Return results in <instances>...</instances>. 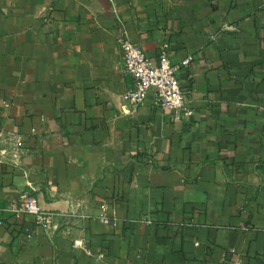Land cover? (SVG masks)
I'll use <instances>...</instances> for the list:
<instances>
[{
	"label": "crops",
	"instance_id": "1",
	"mask_svg": "<svg viewBox=\"0 0 264 264\" xmlns=\"http://www.w3.org/2000/svg\"><path fill=\"white\" fill-rule=\"evenodd\" d=\"M122 32L191 117L130 112ZM0 208V264H264V0H0Z\"/></svg>",
	"mask_w": 264,
	"mask_h": 264
},
{
	"label": "built area",
	"instance_id": "2",
	"mask_svg": "<svg viewBox=\"0 0 264 264\" xmlns=\"http://www.w3.org/2000/svg\"><path fill=\"white\" fill-rule=\"evenodd\" d=\"M122 52V64L127 74L135 79V86L129 90L124 98L131 107L130 112H137L144 103L149 92L155 91L156 104L173 112L177 118L182 116L191 117L193 110L187 105L185 92L177 76V70L181 66H189L192 58L188 57L180 65H174L168 54L167 45L161 48L158 60L154 61L140 44L131 40L126 32L118 38ZM109 205L102 206V221L108 223L107 216ZM16 214H33L36 224L45 230L55 227L57 214L46 212L33 196H26L19 203L11 207ZM2 209L0 208V215ZM79 247V243H75ZM104 255L100 254L99 258ZM228 264H241L240 260H231Z\"/></svg>",
	"mask_w": 264,
	"mask_h": 264
}]
</instances>
